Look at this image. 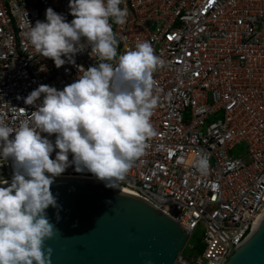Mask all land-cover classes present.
Here are the masks:
<instances>
[{"label": "built area", "instance_id": "obj_1", "mask_svg": "<svg viewBox=\"0 0 264 264\" xmlns=\"http://www.w3.org/2000/svg\"><path fill=\"white\" fill-rule=\"evenodd\" d=\"M48 7L73 19L68 0H0V121L12 127L36 110L23 100L32 90L62 89L78 75L75 65L57 68L36 53L26 37ZM121 7L125 23L110 20L118 54L148 41L162 63L152 74L156 135L117 184L188 233L172 264H225L264 212V0H123ZM90 51L76 54V65L97 64ZM199 155L206 173L194 164ZM11 163L0 159L9 181ZM59 177L96 178L73 167ZM197 229L201 251L183 256L195 249L189 238Z\"/></svg>", "mask_w": 264, "mask_h": 264}, {"label": "clouds", "instance_id": "obj_2", "mask_svg": "<svg viewBox=\"0 0 264 264\" xmlns=\"http://www.w3.org/2000/svg\"><path fill=\"white\" fill-rule=\"evenodd\" d=\"M122 2L68 0L71 21L48 7L44 20L30 23L26 37L35 52L57 68L75 65L78 75L62 89L41 84L32 90L23 100L36 110L16 127L0 121V159L12 162L10 181L0 176V264H51L45 241L58 229L46 210L60 207L51 191L55 179L73 167L117 188L156 135L152 74L162 61L148 41L118 54L110 20L125 23ZM88 46L98 63L76 65V54ZM194 164L207 172L203 155Z\"/></svg>", "mask_w": 264, "mask_h": 264}, {"label": "water", "instance_id": "obj_3", "mask_svg": "<svg viewBox=\"0 0 264 264\" xmlns=\"http://www.w3.org/2000/svg\"><path fill=\"white\" fill-rule=\"evenodd\" d=\"M51 191L60 206L46 210L58 229L45 241L51 264H172L188 240L171 218L96 178H56ZM225 264H264L262 215Z\"/></svg>", "mask_w": 264, "mask_h": 264}, {"label": "rangeland", "instance_id": "obj_4", "mask_svg": "<svg viewBox=\"0 0 264 264\" xmlns=\"http://www.w3.org/2000/svg\"><path fill=\"white\" fill-rule=\"evenodd\" d=\"M244 149V147L243 146H240V151H242ZM239 150L238 149H236L235 150V152H239ZM189 243L190 244H192V245H194V250L192 251H190V250H188V249H186V250H184V255L183 256H191V255H193V254H199V252L201 251V249H202V244H201V232H200V230L199 229H197L194 233H193V235L189 238Z\"/></svg>", "mask_w": 264, "mask_h": 264}, {"label": "bare ground", "instance_id": "obj_5", "mask_svg": "<svg viewBox=\"0 0 264 264\" xmlns=\"http://www.w3.org/2000/svg\"><path fill=\"white\" fill-rule=\"evenodd\" d=\"M59 178H61V177H59ZM67 178H71V177H67ZM75 178H87V177H75ZM117 187H119L120 189H124V191H126L127 193H129V194H131V195H133L134 197H137L138 195L136 194V193H134L131 189H129V188H125L124 186H120V185H118L117 184ZM138 198V197H137Z\"/></svg>", "mask_w": 264, "mask_h": 264}]
</instances>
